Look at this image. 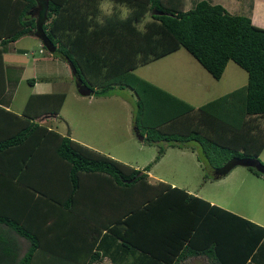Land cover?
Returning <instances> with one entry per match:
<instances>
[{
    "label": "trees",
    "instance_id": "1",
    "mask_svg": "<svg viewBox=\"0 0 264 264\" xmlns=\"http://www.w3.org/2000/svg\"><path fill=\"white\" fill-rule=\"evenodd\" d=\"M99 1L0 0V99L7 44L43 35L54 50L41 42L42 48L72 66L74 83L79 78L96 96L115 88L133 94L131 126L144 144L157 146L152 162L166 146L188 149L203 180L224 176L242 159L264 165L258 158L264 28L207 0L187 10L183 0H111L126 6L123 15L101 14ZM179 47L214 80L234 62L246 83L193 106L133 73ZM63 98L62 92L31 94L20 113L0 104V264H30L41 240L66 227L84 236L88 262L99 257L92 249L101 235L102 249L118 240L163 264L196 253L219 264H252L255 251L264 249V227L182 188L149 181L152 162L136 169L42 124V117L58 114ZM28 207L31 222L20 216ZM11 232L28 242L21 257Z\"/></svg>",
    "mask_w": 264,
    "mask_h": 264
},
{
    "label": "rangeland",
    "instance_id": "2",
    "mask_svg": "<svg viewBox=\"0 0 264 264\" xmlns=\"http://www.w3.org/2000/svg\"><path fill=\"white\" fill-rule=\"evenodd\" d=\"M198 1L183 0V10L191 8ZM207 1L214 3V0ZM240 1L246 4L248 0ZM98 7L101 14L119 11L123 15L126 12L125 5L111 0H100ZM242 12L237 9L233 10L232 14L243 15ZM147 19L146 16L140 23L141 26ZM40 43L35 34H27L13 44L8 43L10 44L7 46L8 49L14 46L25 50L24 53L17 52L19 56H13L15 57L13 59L5 56L3 59V80L6 92L11 96L9 97L11 110L18 113L23 108L24 96L30 92L28 78L48 77L54 90L66 94L57 114L60 121L56 122L57 127L64 131V135L68 134L72 136V139L81 140L84 144L80 143L89 148L95 146L94 149L97 151L130 166H140V162H146L149 153L153 154L154 158L157 146L143 144L141 150H138L136 148L137 138L133 129H125V126L121 125L126 121L125 119L130 120L135 99L133 94L128 89L115 88L108 91L107 96H96L95 94L81 96L76 92L77 96L74 99L70 93H75V83L69 67L64 68L63 60L50 56L52 58L50 61L44 60L45 65L33 66L34 61L47 57V52ZM133 73L194 106L246 83L245 71L232 61H228L219 80H214L182 47L146 64L138 65ZM33 74L36 75L32 76ZM120 99H124L125 102H120ZM159 145H164V143H159ZM162 156V160L159 162L157 160V163L152 162L153 158L147 162V164L152 162L150 174L154 179L158 178L167 183L173 182L175 185L193 183L196 188L200 187L198 188L199 193L214 200L215 205L229 208L232 212L245 217H252L257 213V216L261 215L264 218L263 176H256L246 167L237 165L220 179L203 180V172L199 162L195 159L194 152L166 146ZM260 156L258 158L264 164V150ZM154 179L149 178V181L154 182Z\"/></svg>",
    "mask_w": 264,
    "mask_h": 264
},
{
    "label": "crops",
    "instance_id": "3",
    "mask_svg": "<svg viewBox=\"0 0 264 264\" xmlns=\"http://www.w3.org/2000/svg\"><path fill=\"white\" fill-rule=\"evenodd\" d=\"M212 2H210V3H212ZM214 3L220 4L229 13H232L233 10L240 9L243 11L242 12L243 15L247 16L253 25L264 28V0H248L246 4H243L240 0H214ZM19 39L20 38H18L14 42H17ZM14 42H11L10 44H13ZM10 44H8L7 46H9ZM17 52H23L24 53L25 50L17 49L14 46H12L11 49H8V47H6L5 52L2 53V60L4 59V56L9 57L11 59L15 58L13 56H16ZM39 53H42V51H39ZM17 56H19V54ZM50 56L51 55L47 54V57H43L40 59L42 61H40V60L34 61V63H32L33 66L36 67L38 64L45 65L44 60L50 61V59H52V58H50ZM53 62H54V59H53ZM227 63H226V65H227ZM3 64H4V62H3ZM226 65L224 67V70L226 68ZM63 66H64V68L68 69V65L65 62L63 63ZM61 70H62V68H61ZM224 70H223V72H224ZM51 71L53 72V70H51ZM3 72H4V69H3ZM43 72H44V69H43ZM54 73H56L55 70H54ZM70 74H71V72H70ZM35 75L36 74H33L32 76H35ZM33 79L34 80H33L32 84L29 85L30 86V92H28L24 96L25 99L23 100L22 105H24L26 99L31 94L62 92V91L53 89V86L50 83V78H48V77L40 76V77H36ZM14 80L16 82L18 81L16 79H14ZM52 80H53V77H52ZM31 89H33V90L31 91ZM76 92L77 91L75 89V93H70V95L74 99L77 96ZM62 93L64 94V98H63V102H64L66 94H65V92H62ZM107 95H109V94H106L103 96H107ZM9 97L11 98V96L8 95V93L6 92V89H5L3 94H1L0 104H2L4 108L11 110V107H10L11 101H10ZM63 102H62V104H63ZM120 102L124 103L125 101H124V99H120ZM198 105H200V104H198ZM198 105H196V106H198ZM21 110H20V112H21ZM11 111H13V110H11ZM20 112H18V113H20ZM15 113H17V112H15ZM130 118H131V115H130ZM123 119H125V118H123ZM125 120L126 121H124V123L122 122L121 125L125 126V129H128V128L131 129L132 128L131 119L130 120L125 119ZM58 121H60V118H59V115H56V116L42 117L40 122L42 124H44L45 126L53 128V129L57 130L59 133L63 134L64 131H62L61 128L59 129L57 127L56 122H58ZM71 138H72V136H71ZM73 139L76 141L82 142L81 140H78L75 138H73ZM136 142H137L136 148L138 150H141V146L144 143L138 139H136ZM92 147L96 148L95 146H92ZM94 148H92V149H94ZM178 149H181V148H178ZM94 150H96V149H94ZM263 150H264V147L258 156L263 154ZM163 155H164V153H163ZM152 158H153V154L149 153V156L145 160L146 162H140L139 163L140 166H132V167H134L136 169H142L144 167V165H146L147 162L150 161ZM162 158H163V156H161L158 159V162L160 160H162ZM123 163H125V162H123ZM147 177L152 179V180L154 179L152 177V175L150 174V167L147 171ZM220 178H218V179H220ZM154 180L157 181L160 179L156 178ZM168 184H170L171 186H176V187L182 188L185 191H187L188 193L197 195L198 197L205 199L212 204H215V203H213L214 200L209 199L207 196L200 194L199 190H198V188H200V187L196 188V185L193 183L188 182V184L184 183V184L175 185L173 182H171ZM221 208L232 212L229 208H226V207L224 208L223 206ZM30 211L31 210L28 207V209L25 211V213L22 212V215L20 214L21 218L24 221L32 220ZM233 213L237 214L236 212H233ZM237 215H240V216L250 220L251 222H253L257 225L264 227V218L261 215L257 216V213L255 215L252 214L253 215L252 217H249V216L245 217L239 213ZM65 229L67 231H64L62 234H58V235H55L53 237H48V238L44 237L41 240V243H42L41 246H39V248L35 249L33 256L31 258L30 264H163L158 260L150 258L148 255L142 253L140 250H135L133 248H128L125 246H120L118 240L107 241V244H105V243L103 244V249H102L100 247L101 244L99 242L101 235H100V237H98V240H97L98 242L95 243V246L92 249V251H96V252L98 251L99 257L97 260H95L93 262H88V260H87L88 246L84 245V236L82 237V236H80V234H78L74 231L71 232L70 230H68L69 227H66ZM102 232L105 233L104 230H102ZM9 237L14 239V241L16 242V244H17V256L21 257L28 247V242L24 238L18 236L17 234L12 233V232L9 233ZM251 263L252 264H264V249L255 251L254 258L252 259ZM174 264H219V262L217 259H215L212 256H207L204 253H196L193 255L186 256L185 258H181L178 261L176 259L174 261Z\"/></svg>",
    "mask_w": 264,
    "mask_h": 264
},
{
    "label": "water",
    "instance_id": "4",
    "mask_svg": "<svg viewBox=\"0 0 264 264\" xmlns=\"http://www.w3.org/2000/svg\"><path fill=\"white\" fill-rule=\"evenodd\" d=\"M37 37H39L40 41L42 42V44L48 48L50 51L54 50V47L49 48L48 44L46 43L44 36L43 35H37ZM68 67L70 69L71 74H74V69L72 68V66L70 64H68ZM75 89L77 91V93L81 96H88L92 94V90H90L88 87H86L85 85L81 84L80 79L79 78H75ZM136 138L138 140H142V136H140L138 133L135 132ZM238 164L243 166V167H252L254 168L256 171L260 172V173H264V165L259 164L258 162H255L253 160H247V159H242L238 161Z\"/></svg>",
    "mask_w": 264,
    "mask_h": 264
},
{
    "label": "flooded vegetation",
    "instance_id": "5",
    "mask_svg": "<svg viewBox=\"0 0 264 264\" xmlns=\"http://www.w3.org/2000/svg\"><path fill=\"white\" fill-rule=\"evenodd\" d=\"M36 12L38 13V12H39V10H36Z\"/></svg>",
    "mask_w": 264,
    "mask_h": 264
}]
</instances>
